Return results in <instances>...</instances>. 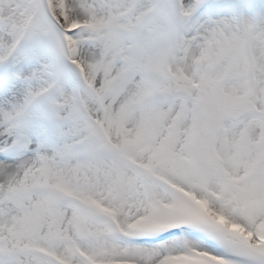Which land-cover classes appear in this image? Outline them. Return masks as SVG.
Segmentation results:
<instances>
[{
  "label": "snow or ice",
  "instance_id": "6c2138e0",
  "mask_svg": "<svg viewBox=\"0 0 264 264\" xmlns=\"http://www.w3.org/2000/svg\"><path fill=\"white\" fill-rule=\"evenodd\" d=\"M0 264H264V0H0Z\"/></svg>",
  "mask_w": 264,
  "mask_h": 264
}]
</instances>
